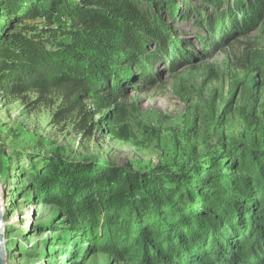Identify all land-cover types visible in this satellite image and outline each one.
Masks as SVG:
<instances>
[{"label":"trees","instance_id":"1","mask_svg":"<svg viewBox=\"0 0 264 264\" xmlns=\"http://www.w3.org/2000/svg\"><path fill=\"white\" fill-rule=\"evenodd\" d=\"M199 1L39 0L25 16L47 23L65 16L72 41L54 47L44 28L6 27L0 90L34 93L35 104L57 96V116L76 114L91 132L89 103L115 131L125 120L120 101L127 92L152 82L158 62L187 56L176 19H193L208 33L200 43L216 47L264 18V0ZM93 173L58 165L52 187L70 226L97 251L127 264H264V147L229 146L185 175H129L124 188L115 187L124 175L116 169ZM50 187L41 183L42 195Z\"/></svg>","mask_w":264,"mask_h":264},{"label":"rangeland","instance_id":"2","mask_svg":"<svg viewBox=\"0 0 264 264\" xmlns=\"http://www.w3.org/2000/svg\"><path fill=\"white\" fill-rule=\"evenodd\" d=\"M38 1L0 0V34L6 27L44 28L49 31L46 41L54 47L71 43V22L65 16L56 15L52 23L25 16ZM187 1L201 6L199 0ZM180 7L185 8L183 3ZM175 28L187 56L158 62L152 82L127 92L120 101L125 120L115 131L89 103L96 123L91 132L82 129V118L76 114L57 116L62 104L57 96L35 104L34 93L12 97L0 90L8 264H127L97 251L70 226L55 198L59 192L52 187L58 165H82L88 173L95 171L94 177L116 169L125 176L115 187L124 188L129 175H185L229 146L264 147V18L229 34L216 47L200 43L198 37L208 33L193 19H176ZM41 183L51 186L43 195Z\"/></svg>","mask_w":264,"mask_h":264},{"label":"water","instance_id":"3","mask_svg":"<svg viewBox=\"0 0 264 264\" xmlns=\"http://www.w3.org/2000/svg\"><path fill=\"white\" fill-rule=\"evenodd\" d=\"M2 197H1V175H0V264H8L6 242H5V216L2 211Z\"/></svg>","mask_w":264,"mask_h":264},{"label":"bare ground","instance_id":"4","mask_svg":"<svg viewBox=\"0 0 264 264\" xmlns=\"http://www.w3.org/2000/svg\"><path fill=\"white\" fill-rule=\"evenodd\" d=\"M2 206H3V207H2V208H3V209H2V211H3V210H4V208H5V204L3 203V204H2Z\"/></svg>","mask_w":264,"mask_h":264}]
</instances>
